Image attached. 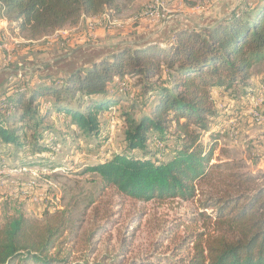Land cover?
<instances>
[{
	"label": "trees",
	"instance_id": "16d2710c",
	"mask_svg": "<svg viewBox=\"0 0 264 264\" xmlns=\"http://www.w3.org/2000/svg\"><path fill=\"white\" fill-rule=\"evenodd\" d=\"M0 5L27 42L119 6L118 0H0ZM227 11L215 22L178 28L174 41L125 45L89 67H74L64 79L47 76L0 106V157L29 152L41 158L55 152L50 137L59 135L49 121L56 115L84 137L103 142L100 115L118 105L115 80L139 81L149 106L139 119L128 117L125 149L85 172L136 202L194 203L198 214L191 223L200 228L188 230L170 256L98 264H264V185L238 173L243 167L235 163H213L216 139L207 147L202 143L218 117L213 91L253 95L254 70L264 64V0L242 1ZM77 99L84 109L74 107ZM67 231L58 214L6 216L0 264H73L60 258Z\"/></svg>",
	"mask_w": 264,
	"mask_h": 264
},
{
	"label": "rangeland",
	"instance_id": "374dc122",
	"mask_svg": "<svg viewBox=\"0 0 264 264\" xmlns=\"http://www.w3.org/2000/svg\"><path fill=\"white\" fill-rule=\"evenodd\" d=\"M152 1L118 0L119 6L115 9V15L125 24L126 21H132V25L137 26L142 21L139 19L141 11ZM166 1L170 11L166 19L170 16L177 19L181 15L202 17L214 10H222L225 14L236 3H248V0H182L180 8L175 5L178 0ZM2 14L0 9V19H3ZM5 20L8 32L11 36L12 33L14 35V24L7 17ZM119 32L121 35L127 33L125 29ZM93 41L94 39L90 38L88 42ZM46 44L47 42L41 41L18 45L19 49L12 53V58L16 57L21 65L10 61L0 66V69L7 72L11 70L17 74L26 73L25 76L13 75L14 81L8 78L0 86L1 107L4 106V100L11 97L6 95L12 90L15 93L20 88L30 89L32 80H39L40 76L36 78V75L42 70L47 69L49 73H54L49 63V53L55 51L52 52L53 48L47 47ZM46 48L49 49L45 50ZM77 65L78 63H72L71 68ZM254 74V89L262 90L264 94V64L257 67ZM23 78L24 81L28 79V82H23ZM128 85V89L124 91L115 89L118 91V105L100 115L101 129L106 134L103 142L84 137L77 128H71L70 120L67 122L66 117L56 115L49 121L56 124L59 135L58 140L50 137V142L57 143L54 154H44L38 158L31 157L30 153L26 152L14 158L11 152V155L0 157V226L6 216L19 213L33 219H42L45 212L63 216L67 221L68 231L60 258L68 257L73 264L111 263L113 260L129 263L147 256H170L177 242L188 230H192V227L193 230L200 228L191 223L198 214L197 205L194 203L181 200L164 203L136 202L118 194L115 189L104 187L97 175L85 172L89 165L109 160L125 149L128 117L139 119L149 106L139 81L129 78ZM226 97L236 107L246 98L239 92L231 91L226 92ZM73 104L76 109H84V102L81 103L80 99ZM222 109L224 110V107ZM222 109L219 111H223ZM241 109L234 111L236 118L231 121L239 129V143H234L229 136L227 123L230 121L220 124L217 119L210 127V134L203 135L202 143L207 147L217 140L213 163H235L243 167L237 170L238 173L256 177L258 184L264 185V132H261L264 131V106L261 107V124L253 123L246 115L247 109ZM216 110L220 115L217 108ZM225 129L226 132H222ZM252 134V140L255 142L250 140ZM257 135L262 139L258 140ZM109 138L111 142L108 141ZM150 147L155 149L151 144ZM162 155L165 160L169 157L167 153ZM13 169H25V172L15 175L11 173ZM27 189L32 196L38 198V202L33 203L30 196L25 194L28 193Z\"/></svg>",
	"mask_w": 264,
	"mask_h": 264
},
{
	"label": "crops",
	"instance_id": "0c3cea01",
	"mask_svg": "<svg viewBox=\"0 0 264 264\" xmlns=\"http://www.w3.org/2000/svg\"><path fill=\"white\" fill-rule=\"evenodd\" d=\"M175 5L182 8V0H178ZM235 5H237V3ZM223 12L224 11L222 10H214L204 14L202 17H190L187 15H181V17L177 19H172L174 18V16H170L167 19L166 23L161 26L151 24L147 21H141V24L133 26L132 21H126V24L123 29H125L127 33L121 35L119 34V30L109 29L107 31L103 28H99L95 33L96 40H94L92 43L88 42L90 41V31L88 30L85 22L80 21V23L74 27H67L63 30L57 31L56 33L40 40L39 42H27L20 39L14 29V35L13 33L12 36L10 35V32H8L7 29V24L5 22L6 17L2 16L3 19H0V66L6 65L10 61L13 64L21 65L19 61L17 62L16 57L12 58V53L16 51L17 48L19 49L18 45L35 44L44 41L47 42V47L53 48L52 52L55 51V53H49V57H51L49 63H51L53 70L52 72L54 73H49V70L44 69L36 75V78L37 76H40V79L46 78L47 76H53L55 78L64 79L66 78V75L68 74L69 70L73 69L71 68L72 63H78L76 67H89L94 62H97L102 58L112 55L118 48L125 45H134L136 43L141 44L154 41H161L165 43L170 42L173 38V31L177 30L178 28L188 26L191 22L198 23V26H201L200 24L215 22L218 18L221 17ZM126 26L127 28H125ZM128 33L133 35L129 36L127 35ZM65 46H68V48H66ZM69 47L72 49H69ZM48 49L46 48L45 50ZM13 75L14 77L25 76L26 73L21 72L17 74L11 70H8L7 72V70L5 71V69H0V86L3 85V83L6 82L8 78L10 80H13ZM24 79L25 78H23V82H28L26 81L28 79H26L25 81ZM40 79H33L31 85H35L37 82L40 81ZM116 84L117 83L114 82V87H117ZM12 95L13 90L9 92L6 96ZM213 97L215 106L218 111L222 109V107H224V110L222 109L223 111H219L220 115H218L217 118V122H219L220 124L221 122L227 123L228 120L230 121L229 123H231V121L235 120L234 118L236 117H234V111H239V109L241 108L244 109L243 106L244 104H246V102L242 100L237 104L236 107V105L228 101L226 97V92L220 89H215L213 91ZM216 99L218 100L219 104L216 103ZM238 106L242 107L239 108ZM242 118L243 117H240V119ZM245 122L246 121H243V123ZM229 123H227V125ZM257 132L259 133L260 131ZM261 132L264 131L261 130ZM208 134H210V132H208ZM253 134L251 135L250 140L254 138ZM257 137L258 140L262 139L261 136L257 135ZM252 141L255 142V140Z\"/></svg>",
	"mask_w": 264,
	"mask_h": 264
},
{
	"label": "built area",
	"instance_id": "2783aa9c",
	"mask_svg": "<svg viewBox=\"0 0 264 264\" xmlns=\"http://www.w3.org/2000/svg\"><path fill=\"white\" fill-rule=\"evenodd\" d=\"M170 13L168 3L166 0H153L150 4H148L144 9L141 11L139 15V19L142 21H147L154 25H164L167 21L166 15ZM169 18V17H168ZM81 22H85L88 30L90 31V38L96 40L95 33L99 28L103 29H111V30H121L124 28L125 23L118 19V17L115 15V11L112 9H107L105 12H103L100 15L97 16H86L83 15L81 18ZM171 41H174L172 38ZM128 79L126 78L123 81H120L118 79L115 80L117 83V89L120 91H124L128 89ZM246 102L244 104V109H247V115L250 117L251 121L256 124H261L263 122V116L261 113V107L264 106V94L262 90L256 91L252 96L246 97L245 99H242ZM8 112L11 113L13 111V106H8ZM242 107V106H241ZM229 129V136L233 140L234 143H239L241 140V136L239 133V129L237 128V125L234 122H231L228 124ZM222 132H226V129ZM225 134V133H223ZM108 141L111 142V139L109 138ZM110 145V144H107ZM158 149H163V146L161 143H157ZM22 172H25V169H13L11 170V173L15 175H19ZM1 173V172H0ZM3 173V172H2ZM31 187V185H30ZM33 187V186H32ZM28 193L26 192L28 196H30L31 201L38 202V198L36 196H32L29 193V189H27ZM25 196V195H24Z\"/></svg>",
	"mask_w": 264,
	"mask_h": 264
}]
</instances>
